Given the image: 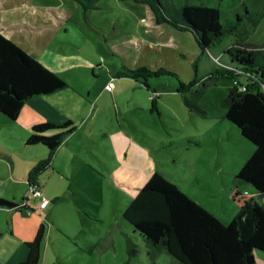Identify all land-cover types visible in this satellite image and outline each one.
<instances>
[{"label":"rangeland","instance_id":"1","mask_svg":"<svg viewBox=\"0 0 264 264\" xmlns=\"http://www.w3.org/2000/svg\"><path fill=\"white\" fill-rule=\"evenodd\" d=\"M171 3L175 8L183 3L216 7L223 27L235 24L237 36L245 37L247 44L258 46L254 48L256 52L264 51V0H171ZM147 9V15L152 16L156 26H160L151 8L148 6ZM144 10L133 0H97L93 8L84 7L77 0H0V30L7 32L12 42L39 63L49 60L55 66L54 73L67 86L62 95L76 94L81 98L67 112H78V106L85 104L90 90L91 98L87 101L90 112L99 113L94 121L95 136L90 138L93 143H89L93 155L90 168L95 175L81 182V186L72 183L75 192L72 197L69 182H49V190L56 185L57 193L66 194L51 217L36 210L30 215L23 212L25 217L31 216L25 226L28 232L33 224H44L46 232L52 233L51 241H59L55 244L63 250L66 261L63 264H150V259L156 260L157 264H175V260L165 253L148 256L149 249L144 240L133 233L132 227L122 218L128 202L141 188V177L130 174V157L134 158L132 162L136 157L138 162L146 158L149 168L166 174L182 193L222 223H228L236 212L229 200L233 188L249 193L259 204L264 203V197L259 198L250 184L236 177L255 147L225 118L224 101L229 88L235 82L237 85V81L217 74L229 65L235 68L227 54L221 57L223 51L236 42L234 34L225 36L217 45L196 57L189 54L179 56L174 50L161 51L157 46V52L142 47L145 56L142 60L146 59L144 66L131 65L127 69L143 72L142 78L135 79L141 82L143 90H130V84L126 82L129 77L123 78L129 87L121 89L118 106L109 104L105 97L96 106L93 103L96 93L102 95L105 84L113 87L118 81L117 73L125 66L123 55L114 51L113 40L123 37L121 34H132L137 40H133L129 50L138 48L145 40L140 33ZM61 17L66 20H59ZM253 22L256 26L252 25ZM156 40L159 41L151 37L147 42ZM122 41L118 39L116 43ZM65 56H79L85 62L60 64ZM129 57L132 61L137 60V49ZM155 63L161 66L156 67ZM240 82L242 85L238 84V88L243 90L244 79ZM181 85L184 90L180 91ZM153 101L155 108H152ZM120 132H127L132 137L125 151L116 147V135ZM79 136L77 133L75 137ZM0 138V151L13 153L20 163H38L45 159L42 148L26 146L19 133L7 132ZM134 139L146 145L144 153ZM136 148L138 156L135 155ZM8 169L9 162L0 159V172L5 173ZM19 172H22V178L24 171L20 169ZM14 187L20 198L24 189L27 190V180L15 182ZM11 197L10 194L6 198ZM77 203L91 215V219L78 209ZM72 206L77 209L74 213L70 210ZM120 221H124L123 225ZM55 227L64 230L72 240L69 242L58 236L59 232L55 234ZM127 238L139 251L134 259L127 251ZM72 244L81 246L78 248L80 253L83 252L81 257L70 253ZM42 264L58 263L47 257Z\"/></svg>","mask_w":264,"mask_h":264},{"label":"trees","instance_id":"2","mask_svg":"<svg viewBox=\"0 0 264 264\" xmlns=\"http://www.w3.org/2000/svg\"><path fill=\"white\" fill-rule=\"evenodd\" d=\"M77 1L87 8H93L97 2ZM133 1L148 5L158 24H168L191 34L202 52L217 45L225 36L237 37L224 51L235 68L229 66L217 74L239 85L244 79L243 90L236 82L228 90L224 101L225 118L255 147L236 177L250 184L259 198L264 197V51L256 52L254 48L258 46L247 44L245 37L237 36L235 24L223 27L216 7L183 3L175 8L171 0ZM252 25L256 26V22ZM142 74L139 70H123L124 76L136 80L142 78ZM66 87L54 72L0 33V114L16 120L31 97L52 94ZM180 87V91L184 90L183 85ZM152 104L155 108L154 101ZM73 130L70 122L40 123L31 127L26 145H42L48 150V156L32 168L28 181H36L37 175L49 166L62 140ZM49 132L54 134L46 135ZM229 200L236 212L228 223H222L182 193L163 173L155 171L128 203L122 218L132 227V232L144 240L150 256L165 253L179 264H256L257 253H264V203L259 204L255 197L238 188L230 191ZM17 205L0 199V208L34 213ZM44 234L45 227L41 224L33 240L27 243L28 254L21 264H39ZM128 251L130 255L137 254L132 244Z\"/></svg>","mask_w":264,"mask_h":264},{"label":"crops","instance_id":"3","mask_svg":"<svg viewBox=\"0 0 264 264\" xmlns=\"http://www.w3.org/2000/svg\"><path fill=\"white\" fill-rule=\"evenodd\" d=\"M140 6H142V8L145 9L144 10L145 16L143 17V20L140 21L142 25L141 26L139 25L140 30H141L140 31L141 37H143L145 40L141 41V46H138V48H133L131 50H129V48L131 47V45L134 44L133 40H137L135 37L132 36V34H127V33L121 34L123 35V37L121 38L116 37L113 40V42H115V44H112L114 45V48H115L114 51H118L123 55L124 59L123 57L122 59L125 62L124 64L125 66H123V68H121L120 71L117 73L118 81L116 83L115 82L113 83V87L111 91L105 90V86L108 85L107 83L104 85L103 93L101 96L97 95V93L95 94L94 100H93V103L95 104V106L100 101V99L103 97L108 99L107 101L109 102V104L114 103L115 106H118L117 98L121 94V91H122L121 89L127 86L124 83L125 81L122 80L123 78L125 79L128 78L123 75V70L127 69V67L128 68L131 67V65H133L134 67L144 66L143 63L144 61H146V59L142 60V58H145V56L142 55V47L143 48L148 47L150 52H157L155 51L156 46L160 47L161 51L174 50L175 52H177L179 56L189 54V55L196 57L198 54L204 53L198 48L191 34L187 32L178 31L177 29L173 28L172 26L168 24H160V26H156L154 24V20L152 16L150 17L147 15L148 5L140 4ZM146 18L147 20H145ZM59 20H66V18L63 19V17H61ZM0 33L5 38L12 41L7 32L0 30ZM121 35L117 34V36H121ZM151 37L154 39L156 38L159 41L156 40V42H151V41L147 42L148 39ZM118 39L120 41L123 40L121 44L116 43L118 42ZM136 49L139 55L137 59L139 60L138 62H136L137 61L136 59L132 61V58H130L131 55L129 57V54H131L132 51ZM224 51H223V54H221V57L225 55ZM175 52L173 54H175ZM162 53L166 54L165 52H162ZM173 56H176V55H173ZM65 57L66 59L61 61L60 64H65L68 62L69 64L72 63L75 65H78L79 63L85 62L84 60L79 58V56L78 57L77 56H73V57L65 56ZM41 61H42L43 66H45L47 69L51 70L52 72H55L56 68L54 65H52L49 62V60L48 61L41 60ZM155 66L157 67L161 65L160 63H155ZM229 66H227V68H229ZM126 82L130 84V87L127 86L130 88V90H143L141 82L135 81V79L128 78ZM65 89H67V87L57 92H54L52 94L36 95V96L31 97L24 104L16 120H10L6 116L0 114V137L1 135L3 136L7 135V132L8 134H15V135L16 133H19L24 143H25V140L31 134V127L33 125L40 124V123H51L54 125H62L66 122H70L74 126V130L62 140L59 147L53 153L49 166L45 169L44 172L39 173L37 175L36 182L40 185L42 193L47 199H49L50 203L45 209L36 210V211L46 212V217H51L54 214L59 201L61 199L66 198V194L64 192H61V194L57 193V190L54 189L56 185L54 186L52 185L51 189L49 190L48 188L49 182L55 183L57 182L56 180H58V183L61 181H64L65 183L69 182L70 183L69 188L72 191L71 192V197H72V195H75V192H73L74 189H73L72 183H79V186H81L80 184L81 182H83L84 180H88L89 178L95 175V172L90 168V165L92 166L93 155L90 152L91 148L89 147V143H93L91 142L90 138L95 136L96 129L94 126L95 125L94 121L98 117L99 113L94 114V112H90V104L89 102H87L88 99L91 98L90 90L87 93V97H86L87 101L85 102V104L83 105L81 103V105L78 106L80 109L78 112L77 110H75L73 113L67 112L68 109H70L72 106H74L76 103L79 102L78 98L80 97H78L76 94L70 95V96L62 95L64 94L62 92ZM73 115H76L75 120H73L72 118ZM78 121H79V124L77 125L76 123H78ZM77 133H80V136L78 138L75 137ZM52 134L54 133L49 132L46 135H52ZM131 139L132 137L128 135L127 132L118 133L116 135V147L121 148V149L124 148L121 151H125L126 146L128 147L130 146ZM135 142L138 145L139 144L141 145L142 148L139 145L138 149L144 150L143 151L144 153L146 149V145L142 142H137L136 140ZM26 146H30V145H26ZM33 146H40L42 148L45 159L47 158L48 150L44 146L42 145H33ZM135 151H136L135 155H137V148ZM14 157L15 155L13 153L8 154V153H3L0 151V159H4L8 161L9 169L11 170L10 171L11 173H9V169L7 171L5 170V173L0 172V198L17 205L24 199L23 195L25 197L26 191L25 189L23 192L21 190L22 194H21V197L19 198L17 194L19 191L17 192V189L14 187V183L19 182L24 179L27 180V183H28L30 173L28 172L27 174V171L28 170L30 171L37 164V162L35 163L32 161L30 162L24 161L20 163ZM132 158L133 157H130V161H129L130 163H128L130 167L132 168L130 174L132 175L135 174V176L141 177L139 186L142 187L144 183L147 181V179L155 171H158V170L157 169L152 170L151 168H149V162L147 161L146 158L141 159L139 162L136 161V159H138L137 157L135 158V162H132L131 161ZM20 169L24 171V174H23L24 176L22 178H21L22 172H19ZM158 172H161V171H158ZM166 177L168 178L167 175ZM10 194L12 195V197L7 199L6 197L9 196ZM36 204L37 203L34 202L33 199H29L28 205H30V207L32 208L36 207ZM77 206L79 210L81 211L83 210V207L81 206V204L79 205V203H77ZM75 209L76 208L74 206H72V208L70 207V210L73 213ZM23 212L25 211L19 212L15 208H0V219L2 220V225L0 226V264H21V262H23L27 257V254H28L27 243L33 240L41 224L39 226L38 225L36 226L35 224H33L28 232L25 229L27 228L25 226H27L29 224L28 222L31 221L30 219L31 216L26 215L27 217H25L23 215ZM83 214L90 219L92 218L91 215L85 211L83 212ZM123 222L124 221H120V224L123 225ZM21 225L23 227H21ZM55 230H56L55 234L59 232L57 234L58 236L61 235L63 238H67L69 242L70 240H72L71 237L68 236L64 230L62 229L60 230L58 229V227H55ZM46 231L47 230L45 227V234H44V238H43V241L41 244V250H40L39 264H42L43 259L47 257L48 258L50 257V259L54 261V263L56 262L58 264L65 263L66 261H64L65 259L63 256V250L61 249V247L55 244V243L58 244L59 241H51L52 233H47ZM57 235L53 237L54 240L57 239ZM127 240H128L127 241V251H128L129 245L130 244L134 245V244L132 241L129 240V238H127ZM51 244H53V246H51ZM72 246L73 247L70 253L75 257H81L83 252L80 253V249H78L81 246L78 247V244H72ZM134 247H135V250L137 251L136 252L137 254L130 255L131 259H134L138 257L139 255V251L137 250L136 245H134ZM147 255L150 256L149 254ZM172 259L175 260L174 258ZM150 264H157V262L154 259H150ZM175 264H179V263L175 260ZM256 264H264V253L262 252L257 253Z\"/></svg>","mask_w":264,"mask_h":264},{"label":"built area","instance_id":"4","mask_svg":"<svg viewBox=\"0 0 264 264\" xmlns=\"http://www.w3.org/2000/svg\"><path fill=\"white\" fill-rule=\"evenodd\" d=\"M105 90L111 91L112 85L108 84L105 86ZM25 201H21L17 206V208H24L27 210H32L35 212V210H43L49 205V199H47L44 194L42 193V190L40 188V185L36 181H28V187L25 193L24 197ZM29 199H33L37 201L36 207H30L28 205ZM28 215L31 214L30 211L27 212Z\"/></svg>","mask_w":264,"mask_h":264}]
</instances>
